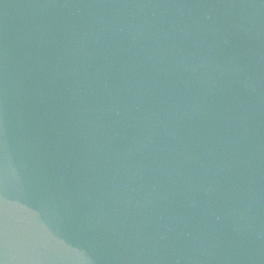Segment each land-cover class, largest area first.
Wrapping results in <instances>:
<instances>
[{"label": "water", "instance_id": "1", "mask_svg": "<svg viewBox=\"0 0 264 264\" xmlns=\"http://www.w3.org/2000/svg\"><path fill=\"white\" fill-rule=\"evenodd\" d=\"M0 264H264V0H0Z\"/></svg>", "mask_w": 264, "mask_h": 264}]
</instances>
